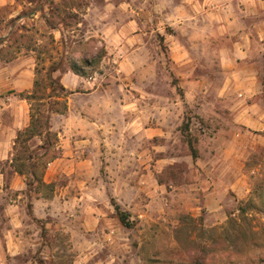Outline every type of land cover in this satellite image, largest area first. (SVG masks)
Returning <instances> with one entry per match:
<instances>
[{
  "label": "rangeland",
  "instance_id": "1",
  "mask_svg": "<svg viewBox=\"0 0 264 264\" xmlns=\"http://www.w3.org/2000/svg\"><path fill=\"white\" fill-rule=\"evenodd\" d=\"M228 3L264 29V0H0V264H264V33L220 56ZM58 59L56 81L71 61L92 73L60 82L57 157L27 188L12 122Z\"/></svg>",
  "mask_w": 264,
  "mask_h": 264
},
{
  "label": "trees",
  "instance_id": "2",
  "mask_svg": "<svg viewBox=\"0 0 264 264\" xmlns=\"http://www.w3.org/2000/svg\"><path fill=\"white\" fill-rule=\"evenodd\" d=\"M98 57H100L98 55ZM83 62H87L85 59ZM63 63L62 59H58L56 63H54L52 66H50L46 71V79L48 80V86L49 92L46 95L45 101L41 102V104H35L34 107H31V114H30V120L28 126L23 128L22 130H19L17 132V135L14 140L13 149L16 151L14 153L11 162L14 164V171L24 176L25 178V184L26 187H31L34 183H41L44 184L42 181L41 175L43 174V169H45V166L48 162L54 160L57 157V151H51L52 145H54L57 142L56 134L50 131L49 126V118L51 111L50 108V102L53 97H59L58 94H56L57 90L62 91L65 94V97L70 93L68 90L65 89V87L60 83V81H56L53 74L58 71ZM96 63H98V59L96 60ZM78 63L76 61L70 62V69L74 74L80 75V76H90L92 72L86 73L82 69L79 68ZM36 72L38 71L37 67L35 68ZM36 83V82H35ZM35 92L34 91H28L24 97H22L25 100H34ZM31 106V103H29ZM46 105L45 111L42 109L43 106ZM34 136H39L42 138L41 143L39 145L32 146L28 149L26 145H24L25 141L30 140ZM51 136L54 137L55 141H51ZM190 145V152L193 157H195V149L192 147L191 143ZM18 146L20 149H18ZM43 150L41 155L37 157L38 159L30 162L25 163L24 161H28L33 159L34 156L38 155V152ZM21 151H25L26 155L21 156ZM41 163V170L40 175H38L35 171V168L38 167V165ZM47 185V184H46ZM114 205V210L116 212V215L118 217L119 222L124 226H129L130 223L127 219V213L122 211L117 204ZM249 206H252V203H246L245 205H242L238 208V211L240 213V216H242L243 219H247V216L245 215L246 209L249 208ZM254 245H256V241H253ZM262 258L264 260V253H262ZM40 264H42L40 262Z\"/></svg>",
  "mask_w": 264,
  "mask_h": 264
},
{
  "label": "crops",
  "instance_id": "3",
  "mask_svg": "<svg viewBox=\"0 0 264 264\" xmlns=\"http://www.w3.org/2000/svg\"><path fill=\"white\" fill-rule=\"evenodd\" d=\"M229 4L230 3H228L226 7L221 8V10L225 12L226 18H224L223 14L219 12L216 17L218 19H215L214 21H211L210 23L212 27L214 26L217 30H220L221 32L222 31L226 32V34L222 36L214 37V39L217 41V46L214 48V50L218 52L220 56H228V57H231L232 59L237 58V57L247 58L251 55V52H252V49L250 47L251 43H255V41L260 43L262 41L261 35H263L264 29L260 28V31H257L255 35L253 33V30H254L253 28L255 26L257 27V25L254 22L253 23L248 22V20L246 19L248 17V13H246V10L248 8L245 6L238 7L239 10H237L233 6L230 7ZM232 10L233 11L235 10L234 13H232ZM237 11L239 12L235 13ZM186 25H189V24H186ZM183 26L184 25H178V29L181 30L182 33L184 30L182 29ZM192 26H194L193 23H192ZM246 65L247 67H250L248 66L247 62H246ZM70 74L74 76L77 75V74H73V72L72 73L65 72L63 76H61L60 82L63 83V80L66 77L71 76ZM69 90L72 91V88H69ZM12 123H13L12 126H14V130H15L14 134L12 135V138H15L16 131L20 130L21 128H24L26 124L22 126H18L16 123V120H14ZM0 129H2L1 132L3 133L6 130L8 131L11 130L12 128L11 126L6 127V126L0 125ZM23 186H24V182L20 180V185L18 188L22 189Z\"/></svg>",
  "mask_w": 264,
  "mask_h": 264
}]
</instances>
